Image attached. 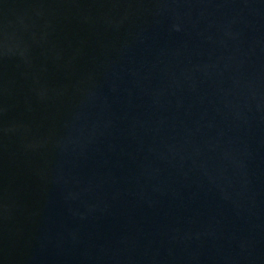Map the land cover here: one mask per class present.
I'll list each match as a JSON object with an SVG mask.
<instances>
[{"label": "water", "instance_id": "1", "mask_svg": "<svg viewBox=\"0 0 264 264\" xmlns=\"http://www.w3.org/2000/svg\"><path fill=\"white\" fill-rule=\"evenodd\" d=\"M0 264H264V0H0Z\"/></svg>", "mask_w": 264, "mask_h": 264}]
</instances>
